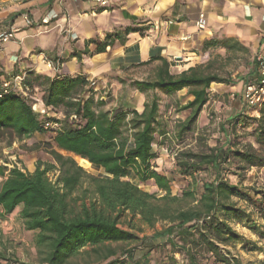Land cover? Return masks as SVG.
<instances>
[{
  "label": "trees",
  "instance_id": "trees-1",
  "mask_svg": "<svg viewBox=\"0 0 264 264\" xmlns=\"http://www.w3.org/2000/svg\"><path fill=\"white\" fill-rule=\"evenodd\" d=\"M121 33L116 30L102 41L93 39L90 43L96 44L97 53L104 52L117 40L122 41ZM82 53H89L87 46L70 57L80 58ZM155 59L161 64L151 78L130 82L141 93H153L145 100L142 111L125 103L104 109L106 101L96 98L86 76L57 72L51 76L28 70L18 87L12 83L0 97V142L8 140L11 145L16 139L22 141L35 134L52 135L54 146H48V152L55 163L39 160L32 172L15 164L9 168L7 160L0 163L2 215L20 209L25 228L36 233V245L46 264H68L82 252L94 256L92 261L97 264L135 261L136 248L112 246L140 239L133 229H142L134 223L125 222L129 229L120 226L127 216L133 220L138 217L142 225L151 228L166 222L155 238H165L163 243L171 247L172 254L158 264H264V260L245 263L227 250L240 245L245 251L264 252V245L244 237L233 226L241 224L264 240V224L259 222L264 221V189L232 183L222 173L231 159L240 169L264 167V101L251 107L259 116L251 118L238 113L223 130L229 138V129L236 131L240 123L253 120L255 141L260 148L252 144L240 148L227 140V148L213 147L208 153L182 152L177 162L181 174L192 177L211 168L215 178L204 181L201 189L189 186L181 194L173 195L171 178L153 164L158 158L154 150L157 135L166 133L159 93L172 95L187 89L192 99L179 108L189 110L180 123L179 133H184L191 130L209 101L211 85L230 84L231 80L212 72L210 62L174 74L170 62ZM2 75L9 77L0 71ZM16 75L15 72L13 76ZM38 81L43 86L41 111L34 109L27 94L34 88L33 82ZM60 151L87 158L91 164L83 168L72 156ZM52 171L58 172L55 180L49 176ZM99 171L104 175L92 174ZM130 174L138 180L136 183L127 178ZM149 182L163 195L137 184ZM155 238L142 242L145 246L156 245ZM87 247L90 250H84ZM177 252L183 256V262L175 257ZM0 259L7 258L0 254Z\"/></svg>",
  "mask_w": 264,
  "mask_h": 264
},
{
  "label": "crops",
  "instance_id": "crops-1",
  "mask_svg": "<svg viewBox=\"0 0 264 264\" xmlns=\"http://www.w3.org/2000/svg\"><path fill=\"white\" fill-rule=\"evenodd\" d=\"M15 11H0V30L19 28L15 38L0 49V71L83 75L95 81L97 88L121 91L122 100L129 107L132 102L131 108L138 111L146 94L130 82L142 80L138 74L151 78L161 64L158 57L170 62V71L178 74L207 64L216 55L243 50L252 64L241 76V88L233 90L242 101L246 83L259 78L256 57L264 53V0H111L108 8H84L78 0H29ZM200 14L206 20L204 27L197 24ZM116 30L122 31V41L97 53L90 41H102ZM86 46L89 53L70 57ZM47 57L66 61L55 62L54 71L46 66Z\"/></svg>",
  "mask_w": 264,
  "mask_h": 264
},
{
  "label": "rangeland",
  "instance_id": "rangeland-1",
  "mask_svg": "<svg viewBox=\"0 0 264 264\" xmlns=\"http://www.w3.org/2000/svg\"><path fill=\"white\" fill-rule=\"evenodd\" d=\"M26 0H0V11L3 9L7 13L18 12L15 8L20 2ZM81 7L91 8L96 6L90 1L78 0ZM18 10V9H16ZM51 60V59H50ZM55 63L53 60H51ZM211 71L217 73L225 78L231 80L230 84L213 83L210 88L209 101L204 105L198 118L193 123L191 130L184 133L180 132V123H182L189 114V110H179V108L186 104L192 97L187 94V89L178 91L172 95H165L159 93L161 98V121L163 122L164 130L166 131L163 135H157V140L154 145V150L158 153V158L153 162L156 169L169 176L172 180V194H181V192L190 187L201 189V185L206 180H213L215 173L211 168H205L199 173L191 176H185L179 172L178 169V158L181 157L182 152H196V153H208L213 147H225L227 148L230 140L234 146L243 148L249 144H252L255 148H260V145L255 141L254 130L256 123L253 120H246L245 123H240L236 131L228 130L230 133L229 138L224 135L225 130L229 127V120L238 113H245V115L259 116L257 111H253L251 107L247 106L237 91L241 88V76L245 74V71L250 68L252 64V58L249 54L243 50L238 49L232 51L230 54L224 56L216 55L211 59ZM27 70L20 72L14 70L9 74V77H3L0 82L10 81L15 86H19V81H14L15 77L13 74L16 72L18 75L24 78L27 74ZM35 73H39L34 71ZM139 78L148 79L149 76H141ZM34 88L27 92L30 96V100L33 102L35 110H44L42 103L43 86L38 82H33ZM91 85V84H90ZM235 86V87H234ZM94 87V86H93ZM217 87V88H216ZM96 92V98L106 101L104 109H111L120 103H124L123 95L121 91L115 93V89H100L94 87ZM153 93L145 95V99L151 98ZM131 101V99H129ZM126 104V102H125ZM131 107L132 102L128 103ZM51 116L55 114L50 112ZM56 116L61 117L60 114ZM53 145L52 135L48 134H35L32 137H28L20 140H14L12 144L8 140L0 142V163L8 161L7 166L11 168L14 164L27 171H34L36 164L39 160L55 163L52 156L48 152V146ZM66 156H72L77 163L81 157H76L74 154L60 151ZM264 153V150H262ZM222 173L232 183L241 184L243 186H250L257 189H264V167H246L240 169V165L233 162L231 159ZM85 168V167H83ZM87 170V169H86ZM88 171V170H87ZM89 172V171H88ZM92 173V172H90ZM58 172L52 171L49 176L52 180H55ZM95 175H104L102 171L92 173ZM0 184L3 180L0 177ZM132 182L138 181L133 174L128 177ZM142 189L149 192H161L155 186L153 182L147 184L137 183ZM240 204L244 202L240 201ZM137 217L131 219L130 216L123 218L120 224L123 228H130V225L125 222H132L136 228H141L142 231L133 229L134 232L140 237L136 242H120L112 243L115 248L123 249H135V261L128 262V264H158L159 262H165L168 260V256L172 254V249L169 245L164 242L165 238L156 237L155 233L164 228L166 222H158L154 228L142 225ZM259 222L264 224V221L259 219ZM235 229L240 232L244 237L257 241L259 245H264V240L261 239L253 231L241 224H233ZM36 233L27 230L24 226V222L20 217V209H16L14 212L2 215L0 209V254L4 255L7 259H0V264H46L43 262V254H41L36 245ZM153 239L155 244L144 245L142 239ZM84 250H90V247ZM234 256L240 258L243 262H257L264 260V252L259 251H245L238 245L235 248L228 247ZM148 254V256H147ZM147 256V257H146ZM175 257L180 262H183V256L180 253H175ZM146 258V259H145ZM94 256L90 257L85 252L70 259L68 264H97L93 262Z\"/></svg>",
  "mask_w": 264,
  "mask_h": 264
},
{
  "label": "built area",
  "instance_id": "built-area-1",
  "mask_svg": "<svg viewBox=\"0 0 264 264\" xmlns=\"http://www.w3.org/2000/svg\"><path fill=\"white\" fill-rule=\"evenodd\" d=\"M84 1H90L102 8H108L111 3V0H84ZM23 3L24 2L21 1L19 4L23 5ZM25 19L28 25H31L33 23L32 20L27 15H25ZM42 22L44 24H48L49 20L43 19ZM197 24L200 27L205 26L206 20L204 14H200ZM17 31H19V28L16 27L15 25H12L10 28L0 30V49L4 44L15 38ZM256 62L258 64L259 78L255 81L247 83L242 93L243 102L249 107L259 106L264 101V53H260L257 55ZM45 64L48 68L57 71V66L51 60L45 59ZM22 80H23L22 76L17 75L14 81L16 82L19 81L20 84ZM90 84L94 87L96 86V83L93 80L90 81ZM11 86H12V82L4 81L2 87L0 88V97L2 96L4 91L6 92V89L10 88Z\"/></svg>",
  "mask_w": 264,
  "mask_h": 264
},
{
  "label": "water",
  "instance_id": "water-1",
  "mask_svg": "<svg viewBox=\"0 0 264 264\" xmlns=\"http://www.w3.org/2000/svg\"><path fill=\"white\" fill-rule=\"evenodd\" d=\"M179 60H181V58H178ZM90 162L87 158H83L81 157L80 161H79V165L82 167H85L86 165H88ZM1 180V178H0ZM161 194H163V192H161Z\"/></svg>",
  "mask_w": 264,
  "mask_h": 264
},
{
  "label": "bare ground",
  "instance_id": "bare-ground-1",
  "mask_svg": "<svg viewBox=\"0 0 264 264\" xmlns=\"http://www.w3.org/2000/svg\"><path fill=\"white\" fill-rule=\"evenodd\" d=\"M89 164H91V163H89ZM89 164H88V165H89ZM88 165H86V166H88ZM86 166H85V168H86Z\"/></svg>",
  "mask_w": 264,
  "mask_h": 264
}]
</instances>
